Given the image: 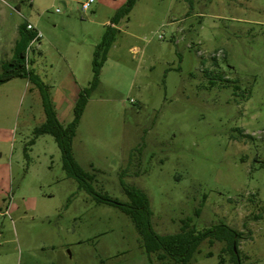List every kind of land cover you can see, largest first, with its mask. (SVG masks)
<instances>
[{
	"label": "rangeland",
	"instance_id": "rangeland-1",
	"mask_svg": "<svg viewBox=\"0 0 264 264\" xmlns=\"http://www.w3.org/2000/svg\"><path fill=\"white\" fill-rule=\"evenodd\" d=\"M84 1L0 0V75L32 23L43 38L29 67L64 125L128 0H94L88 12ZM117 29L76 161L100 194L128 202L122 181L144 192L158 234L226 225L242 234L239 263L264 264V0H136ZM44 123L34 84L0 85V264H164L128 216L67 176L55 139L35 134ZM221 261L235 264L227 244L205 240L191 264Z\"/></svg>",
	"mask_w": 264,
	"mask_h": 264
},
{
	"label": "trees",
	"instance_id": "trees-1",
	"mask_svg": "<svg viewBox=\"0 0 264 264\" xmlns=\"http://www.w3.org/2000/svg\"><path fill=\"white\" fill-rule=\"evenodd\" d=\"M135 5L136 0H128L125 6L117 10L110 25L107 26L103 39L96 48L93 61V81L89 88L79 93L74 107V118L68 125L60 122L48 88L34 70L29 67L28 52L31 50V43L35 38V33L27 30V24L22 25L18 30L19 37L15 43L12 58L2 64L0 85L16 78H23L28 79L39 89L45 113V123L36 129V136L51 135L61 151L63 169L67 173V176L76 180L79 187L91 195L97 203L114 206L132 220L141 238L143 249L150 259L155 256L158 262L164 264H191L195 255L200 253L201 244L205 240H209L211 245H214L216 241L226 243L232 255L233 262L240 264L238 255L239 242L242 239V234L238 231L226 225H221L204 232H197L195 228L190 226L188 221H183V227L180 233L160 235L153 228V211L149 198L144 192L128 186L122 181V189L129 199L128 202H120L108 195L100 194L92 186L95 176L85 171L75 159L73 153L74 139L90 95L99 85L102 64L116 42L118 34L116 26L123 18L129 16ZM213 61L219 67L217 60L214 59ZM210 75L213 76L212 74ZM240 132L242 136H246L243 131ZM212 256V253L207 255V257ZM220 264H223V261Z\"/></svg>",
	"mask_w": 264,
	"mask_h": 264
},
{
	"label": "built area",
	"instance_id": "built-area-1",
	"mask_svg": "<svg viewBox=\"0 0 264 264\" xmlns=\"http://www.w3.org/2000/svg\"><path fill=\"white\" fill-rule=\"evenodd\" d=\"M93 4H94V0H85L83 3H81V9L84 12H88L90 11ZM27 30L35 33V38L31 43V47L34 43L41 41V39L43 38L42 33L32 23H27ZM160 39H163V36H160ZM219 58H220V54L213 55V59L218 60Z\"/></svg>",
	"mask_w": 264,
	"mask_h": 264
},
{
	"label": "crops",
	"instance_id": "crops-1",
	"mask_svg": "<svg viewBox=\"0 0 264 264\" xmlns=\"http://www.w3.org/2000/svg\"><path fill=\"white\" fill-rule=\"evenodd\" d=\"M105 25H106V26L110 25V22L106 23ZM116 28H117V26H116ZM80 92H81V91H80ZM80 92H77V97H76L75 103H76V101H77V98H78V95H79ZM74 107H75V105H74Z\"/></svg>",
	"mask_w": 264,
	"mask_h": 264
},
{
	"label": "water",
	"instance_id": "water-1",
	"mask_svg": "<svg viewBox=\"0 0 264 264\" xmlns=\"http://www.w3.org/2000/svg\"><path fill=\"white\" fill-rule=\"evenodd\" d=\"M235 252H236V250H235Z\"/></svg>",
	"mask_w": 264,
	"mask_h": 264
}]
</instances>
